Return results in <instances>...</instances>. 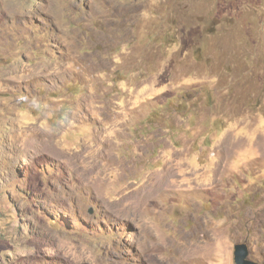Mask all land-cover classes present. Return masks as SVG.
Returning a JSON list of instances; mask_svg holds the SVG:
<instances>
[{
  "label": "rangeland",
  "instance_id": "rangeland-1",
  "mask_svg": "<svg viewBox=\"0 0 264 264\" xmlns=\"http://www.w3.org/2000/svg\"><path fill=\"white\" fill-rule=\"evenodd\" d=\"M264 264V0H0V264Z\"/></svg>",
  "mask_w": 264,
  "mask_h": 264
},
{
  "label": "water",
  "instance_id": "water-1",
  "mask_svg": "<svg viewBox=\"0 0 264 264\" xmlns=\"http://www.w3.org/2000/svg\"><path fill=\"white\" fill-rule=\"evenodd\" d=\"M234 264H258L256 261L248 258V248L246 243H236L233 249Z\"/></svg>",
  "mask_w": 264,
  "mask_h": 264
}]
</instances>
